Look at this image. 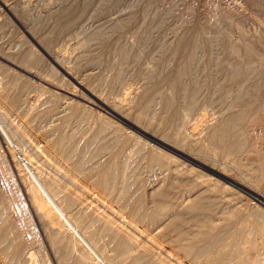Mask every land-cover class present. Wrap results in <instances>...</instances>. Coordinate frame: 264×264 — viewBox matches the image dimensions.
I'll use <instances>...</instances> for the list:
<instances>
[{"label":"rangeland","instance_id":"rangeland-1","mask_svg":"<svg viewBox=\"0 0 264 264\" xmlns=\"http://www.w3.org/2000/svg\"><path fill=\"white\" fill-rule=\"evenodd\" d=\"M107 1L109 4H114L118 0H106V3ZM132 1L136 4L134 5ZM132 1L130 0L131 3L129 2L127 5L123 4L124 6L119 5L113 10L107 8L109 4H104L105 1L90 0L82 17L76 22L77 24L74 23L75 25L73 24L69 29H63L61 34H58L61 27L56 28L51 18L54 14L61 12L62 0H0V93H5L8 89L10 95H19L20 99L19 103L14 105L6 103L0 105V122L15 142V147L11 143L9 144L0 127V236L6 233V238H4L6 242L3 240V243L0 242V264H8L15 250H19L18 254L23 250L19 254L16 264L61 263L62 253L57 251L49 241L50 225L40 219L33 206L31 194L28 192L27 187H38L32 176V173L37 174L38 171L42 174L40 179L38 177L42 183H44V179L56 181L63 190L60 196L66 195L70 198L71 205L67 210L72 216H80V218L78 217L81 221V225L78 224L79 228H82V225L91 224L97 234H104L105 230L109 229L119 239H124L129 243V250L127 249V252L119 255L114 252L112 246L105 245V241L101 242L98 248L102 249L101 247H103L105 262L109 260L110 264L113 261L115 264H131L134 259L138 258L141 264H146L145 262L151 264H226L227 262L235 264L237 263L236 255L240 254L247 259L248 264H254L253 261L256 264H261V262L264 264V187L256 190L243 178L248 177L250 171L254 172L253 169L255 171L260 168L264 170V162L259 161L260 153L264 154L263 121L261 124H257L250 120L243 127L245 133L239 134L250 141L249 150L242 152L239 156L240 163L244 165L240 167L223 157H209L202 154L195 156L197 154L195 151L186 150L184 147L175 146L170 142V146H168L164 143L150 141L141 136L134 127H131L130 123L120 116V113H114L107 101L114 100L117 96V98L123 99L124 90L127 88L134 91L135 94L144 92V89H154L155 81H150L151 78L148 75H150V68L155 67L156 59L163 55L166 49H164V43L166 46H170L180 41L186 42V37L182 38L184 36L182 29L185 30L188 23L190 24L194 19L198 20L201 28L204 26V38L209 39L212 38V35L214 36V30H212L214 19L218 15H222L225 18V34L222 43H226L233 49L242 48L247 44L249 49L245 53V58L250 59L254 65L253 70L255 69V71L252 73L264 72V0H182L180 4L182 22H175L176 20L168 18V28L164 32L151 33L155 42L149 49L139 53L141 57L139 56L138 60L140 62L134 60L133 57L125 61L121 49L123 46L130 47L133 54L139 51L137 50L140 49L138 33L142 31L140 25H125V28L116 30H114L115 24L113 25V22L117 23L118 20L123 23L128 17L142 18L144 16L145 10L149 8V6L147 7L148 0ZM161 2V5L164 6L167 0ZM103 32H107V34H103ZM89 33L99 34L98 38L93 42L86 41V36H89ZM49 35L54 38L51 45H47L42 39V37L48 36L49 40ZM159 41L162 42V45ZM119 45L123 46L120 48ZM58 54L59 56L63 55L66 61L62 58L60 62ZM235 54V52L229 51L220 59L222 65L220 81L223 84L229 85L231 81L226 78V75L238 59ZM57 57L59 58L57 59ZM168 59L170 60V62L168 61L169 68L184 61L181 55L171 56ZM200 60V65L206 66L207 59L203 57ZM62 63L64 67L61 65ZM111 63L112 65H109ZM66 67L68 68L66 69ZM110 67L119 71V75L113 70L114 74ZM120 72H125V75ZM97 76L100 78L98 79ZM103 77L107 78V81ZM106 82V86L109 87L103 84ZM109 82L110 84H108ZM233 84H230L233 86V91H239L243 90L248 82ZM160 88L163 90L162 93L165 92L164 94H170L172 91L171 87L166 84ZM99 89L103 94L99 92ZM263 90L259 91V96L261 102L264 103ZM111 91H115L117 96H114V93L112 95ZM96 92H99V97ZM106 94L108 99H104ZM207 95V91L201 93L196 103L197 106L188 111L183 122L185 125L183 123L180 125L182 132L184 131L183 134L186 131L190 133L192 124L197 122L202 117L201 115L208 114L210 116L220 109V107L205 104ZM25 109L31 112L30 119L37 115L35 117L37 120L51 124L52 129L65 127L68 133L74 134L77 138V141H73L80 145L87 140L97 142V151L93 152L92 156L103 165L108 163L107 160L110 161L115 157L118 148L126 145L127 153L130 150V153L133 152L130 157L131 161H134L135 166H138L137 170L140 171L138 195L142 199L144 198V203L149 208H154L152 202L154 195L163 191L168 194L169 198L162 205L164 210H160L156 222L147 224V226L140 222H134V219L119 207L118 200L123 196L122 191H119L120 186L113 194L108 195V192H105L93 180L73 176L71 170L47 149L51 141L49 132L38 133L33 126L26 123L23 116ZM73 116L75 117L70 118ZM125 118L139 126L131 117L125 116ZM104 120L107 122L105 123ZM159 123L161 128L156 134L146 131L168 143L169 140L164 138L168 136L169 129L164 123ZM140 126L139 128L144 129ZM101 145L107 149L99 153L98 147L101 149ZM14 149H17L19 154ZM24 153L32 155L29 157ZM185 154L194 158L186 157ZM168 155L174 158H169ZM24 161L27 165H24ZM223 168H227L230 180L217 172V170L223 172ZM95 174L96 172L92 175ZM253 174L263 181L262 186H264V171ZM197 197L206 198L205 201L212 205L210 216L203 222L186 225L190 230L189 233L192 234L187 239L186 237L180 239L168 232V226L174 221L176 213H185L189 201ZM152 210L154 211V209ZM59 222L65 224L60 218ZM134 224L136 227L133 226ZM159 226L160 228H158ZM64 228H66L65 243L69 240L70 244H75L78 249L76 253L71 254L69 262L74 264L76 254L79 253L90 257L87 258V261L98 263L89 248L73 230L68 225H65ZM159 236L161 238H158ZM173 239H180L179 245L183 247H191L194 244V248L191 249H195L197 254L186 256L184 250L175 247ZM135 241L141 247H135ZM209 241L213 243L212 247L200 254L197 249L205 248ZM29 255H32L34 261H28Z\"/></svg>","mask_w":264,"mask_h":264},{"label":"bare ground","instance_id":"bare-ground-1","mask_svg":"<svg viewBox=\"0 0 264 264\" xmlns=\"http://www.w3.org/2000/svg\"><path fill=\"white\" fill-rule=\"evenodd\" d=\"M62 1H63L62 2L63 8H62L61 12L54 14L51 18L53 21V24L56 26V28L58 26L61 27L58 34H61L63 29L64 30L69 29L74 23H76L82 17V14L84 13L83 11L87 7L88 3H90V0H62ZM101 1L102 2L105 1L104 4L106 3V0H101ZM161 1L162 0H148L147 7L149 6V8H147L145 10L144 16L142 18H137L134 16L133 18L128 17L127 19H125V21L122 19L124 21L123 23L120 22V20L117 21L118 24L116 22L115 23L113 22V25L115 24L114 30H116L118 28L119 29L123 28L125 25L128 26L130 24L131 25L137 24V25H140V27L142 28L141 33L140 32L138 33V41L140 43V45H139L140 49H137V50H139L138 52H136V53L134 52L135 54H133L131 52L130 47H129L130 48L129 49L126 46L122 45L123 46L122 47L119 45L120 48L122 47L121 48L122 49V55H123V59L125 61H127L133 57L134 60H137L138 62H140L138 60V57L140 56L139 53L144 52L147 49H149V47L152 45V43L155 42L154 37L153 36L151 37V33H154L156 31L161 32V33L164 32L168 28L169 19L172 18V20L173 19L176 20L175 22H182L181 19H183V18L180 17V15H181L180 4H181L182 0H167V3L164 6L161 5V3H162ZM99 2H100V0H99ZM115 2H114V4H109L107 1L106 4H109L107 8H110V9L114 8L115 9V7L118 8L119 5H123V4L127 5L130 2V0H118ZM110 3H113V2H110ZM133 4H134V2H133ZM99 6H100V4H99ZM104 6H106V5H104ZM103 12H104V10H103ZM107 12H111V11H107ZM140 17H141V14H140ZM197 21L194 19L190 24L188 23L185 30L182 29L183 34H184V36L182 38L186 37L185 38L186 42L180 41V42H177L176 44L174 43V45H170V46H166L164 43V49L165 48L166 49L163 52V55L161 57H159V56H158L159 58L156 57L157 59L154 63L155 67L150 68L151 69V71L149 72L150 75H148L151 78L150 81L151 80L155 81L154 82V84H155L154 89H148L149 87L148 88L145 87L148 90L144 89V92L142 91V93H140V94H135L134 91L129 90L128 88H127L128 89L127 90L125 88L126 90H124L125 92H124L123 99L117 98L118 96L115 94L116 92L114 91L115 92L114 93L113 91H111L112 95L114 93V96L116 95L117 97L114 98V100H107V101L109 102L108 104L112 107V111L114 113H118V114L120 113V116L122 118H124L126 121H128V123H130L131 127H134L136 129V131H138L139 134H141V136H144L145 138H147L150 141H154L156 143H164L168 146H170V144L172 143L175 146L184 147L186 150L195 151L197 153L195 156H200L202 154V155L209 156V157H219V158L223 157L225 159H229V160L233 161L234 163L238 164L240 167H243L244 165L240 163L239 156L242 152H244V151L247 152V150H249L250 141L248 138H245L243 136H239V134L245 131V129L243 127L245 126V123L249 122L250 120L256 122L257 124H259V123L261 124L263 121V127H264V105H263L264 103L261 102L260 96H259V93H260L259 91H262L264 89V72H258L257 74L252 73V71H255V69L253 70L254 65L250 59L245 58V56H246L245 53L249 49V46L247 44L243 46L244 48L243 47L242 48L236 47L233 49L232 47L226 45V43H222V40L224 39V34H225V30H224L225 18L222 15H218L214 19L213 29H212V30H214V36L212 35V38H209V39L204 38V35H203L204 34L203 33L204 28L203 27L204 26L201 28L200 27L201 25H199L200 23H198ZM182 24H184V23H182ZM56 28H55V30H56ZM109 28H108V33L110 31ZM111 30H112V28H111ZM94 32H96V31H94ZM96 33H100V32H96ZM96 33H93V34L89 33L90 35L86 36V41H89V42L92 41L93 42V40L97 39L99 34H96ZM212 33H213V31H212ZM103 34H107V32L106 33L103 32ZM47 37H42V39H43V41H45V43L47 45H51L54 41V38H52L49 35V40H48ZM157 41H158V39H157ZM243 42H245V41H243ZM84 43H87V42H84ZM160 44L162 45V42H160ZM16 46H17V44H16ZM219 46H220V48H219ZM259 46H261V45H259ZM256 49H257V47H256ZM65 51H67V50H65ZM229 51L235 52L236 53L235 55L238 56V59L234 63L233 68L226 75V78L228 80H231L229 82V85H228L227 83L223 84L220 81V79H221L220 75L222 74V65H221L220 59H221V57H224L225 56L224 54H227V52H229ZM63 54H65V53H63ZM176 55H181V57L184 58L183 63H180L179 65H176L173 68H169L168 66H170V65H168V61L170 62V60L168 58L171 56H176ZM58 56H59V54H58ZM62 56H59L60 58L57 57V59L58 58L60 59V62H61L62 58L64 59V56L63 57ZM203 57L207 59V61H206L207 64L204 63V64H206V66L200 65V63H201L200 59ZM247 57H249V56H247ZM135 58H137V59H135ZM244 58H245V60H244ZM107 62H109V61H107ZM131 62L134 63V61H131ZM61 65L63 66V63ZM109 65H112V63ZM122 65H124V64H122ZM131 65H133V64H131ZM121 66H118V67H121ZM122 67H124V66H122ZM67 68L68 67H66V69ZM110 68H112V72H113V70H115V69H113L114 67H110ZM109 70L111 71V69H109ZM118 72H117V75H119ZM124 73H121V74H124ZM105 77H103V79L104 80L106 79V81H107V78H105ZM97 78H98V76H97ZM118 79H121V78H118ZM122 79H123V77H122ZM108 80L111 81V79H108ZM101 82H103V81H101ZM112 82H114V80H112ZM231 82L234 84H236V83L240 84L241 82H244V83L248 82V84L243 90L241 89L239 91H233V88H232L233 86L230 85V84H232ZM103 84L106 86L107 82L103 83ZM103 84H101V85H103ZM108 84H110V82ZM149 84H150V82H149ZM164 84L169 85L171 87L172 91L170 92V94H167V93L164 94L165 92L162 93L163 90L161 88L159 89V87H161L162 85L164 86ZM105 86H104V88L106 89V87L108 85L106 87ZM116 86H118V85H116ZM151 86H152V83H151ZM115 87H113L114 90H116ZM104 88L102 89L103 93L105 92ZM118 88H119V86H118ZM150 88H152V87H150ZM93 90L95 91V89H93ZM136 90H137V88H136ZM204 91L208 92V95H207L206 100H205V104L206 105L209 104L210 106L211 105L217 106V107H220V109L218 111L216 110L217 112L211 114L210 116H208V114H206V116L201 115L202 117L199 118L200 120L198 119L197 122L195 121L192 124L190 133L186 131L185 134H183L184 131L182 132V130H181L182 127L180 128V125L185 121L188 111H191L192 109H194L197 106L196 103L198 102V99H199L198 97ZM99 92H101L100 89H99ZM99 92H96L97 95ZM111 92H109L110 95H111ZM18 96L19 95H17V96L10 95L8 92V89H7L5 91V93L2 92V94L0 95V105L1 104L3 105V103H6L7 105H14L16 103H19L20 99L18 98ZM98 97H99V95H98ZM107 97H108V95L104 99H108ZM119 97H122V96H119ZM112 98H110V99H112ZM100 99H101V96H100ZM117 99H121V100H117ZM6 104H4V105H6ZM52 109H55V108H52ZM24 111H23L24 112L23 116H24L25 121L28 125L33 126V128L38 133L49 132V138H51V141H50L49 145L47 146V149L49 151H51L52 155L57 156L59 161L64 163L71 170L73 176L82 177V178L88 179V180H90V179L93 180L94 182H96V184L100 188H102L105 192H108V195L113 194V192L118 188V186H120V189L119 188L118 189H119V191L120 190L122 191L121 193H123V196L118 200L119 207L122 210L126 211V213H128L134 219L133 221L136 223L140 222L141 224H144L147 226V224H151V223L156 222V220L158 219V216L160 215V210H162V211L164 210L162 205L165 203V200L167 198H169L168 194L166 191L159 192V193L155 194L153 201H152L154 204V208H149L146 205V203H144V201H143L144 198L142 199L141 196L138 195V190H139L138 178L140 176V173H139L140 171L137 170L138 166L137 167L135 166L134 161H131L130 157H132L131 153L133 154V152L130 153V151H131L130 150L129 151L130 154L127 153L128 149H127L126 145H123L116 150L117 152H116V155H114L115 156L114 158H111L110 161L107 160L109 164L107 163V164L103 165V164L99 163L98 160H96L94 156H92V153L93 152L95 153V151H97L96 150V147H97L96 143L97 142H95L93 140H89V141L87 140L84 142V144L80 145V144L76 143L75 141H73V140L77 141V138L75 137L74 134H70V132L68 133L66 131L65 127L52 129L53 126L51 127V124H47V123H44L43 121L37 120L35 118L37 115H35L34 117H32L30 119L29 117L31 116L30 115L31 112H29L26 109ZM61 113H62V111L60 112V114ZM125 116L131 117L136 123L139 124V126L141 125L140 127H143L145 130L142 128H139V126L137 124L132 123L131 121L129 122V120L126 119ZM74 117L75 116L70 117V118H74ZM106 120H108V119H106ZM106 122L107 121H105V123ZM159 122L164 123L166 125V127H168V129H169L168 136L164 138L167 141L169 140L168 143L166 141H164L163 139H159V138L155 137L154 135H152L153 133L156 134L158 132V129L161 128V127H159L161 125ZM183 124L185 125V123H183ZM0 127H1V131L3 132L4 136L6 137L7 142L9 144L11 143L12 146L15 147L14 140L12 139L11 135L6 130V128H4V126L1 124V122H0ZM101 129H103V127H101ZM146 130L150 131V133L152 132V134H150ZM137 141L139 142L140 140H137ZM140 142H142V141H140ZM169 142H170V144H169ZM185 143H187V144H185ZM37 145H39V144H37ZM36 147H38V146H36ZM144 147H145V145H144ZM106 149L104 147H102V145H101V149H100V147H98L99 153H102L103 150H106ZM15 151L18 153L17 149ZM12 152H14V151H12ZM12 154L14 155V153H12ZM24 154L26 156H29L26 153H24ZM96 154H98V153H96ZM31 155L29 157H31ZM162 155H163V153H162ZM165 155H167V154H165ZM185 155H186V157H189L191 159L194 158L192 156H188L187 154H185ZM168 157L174 158L171 155H168ZM32 159H33V157H32ZM32 159H31V161H32ZM98 159H99V157H98ZM101 160H99V161H101ZM259 161L264 162V154L263 153H260ZM200 163L205 164L203 162H200ZM24 165H27L26 162ZM212 169H215V168H212ZM31 171H29V172H31ZM222 171L223 172H219L217 170V172L220 175H222L224 178L230 180L231 178L227 175V173H228L227 168H223ZM253 171L254 172H251V171L249 172L250 174L248 175V177H243V178H244V181L247 182L248 184H250L252 188L258 190L260 187H264V186H262L263 181L261 179H259L258 177H255L253 173L256 174L258 171H264V170H261V168H260V169H257V171H255L253 169ZM95 172H96V174L92 175ZM32 176H33L34 180L37 182L38 187L37 188L27 187L29 190L28 192L31 194V197L33 200L32 201L33 206L35 207L40 219L41 220L43 219L45 223L47 222V224L50 225L51 235H50L49 241H51L53 247L56 248L57 251L62 253L63 258H62V260H60L61 261L60 264H71L69 262V258L71 256V254L76 253V251H78V249L76 248L77 246L75 247V244H70L69 240H67L69 243L68 242L65 243V240H66V238H65L66 237V228H64L65 225H68L73 230V232L80 238V240L89 248L91 253L94 255L95 259L98 260V263H93L94 261L91 262L90 260H89L90 261L89 262L87 260L90 257H85L82 254L77 253L76 254L77 257L75 258L76 261H73V262H75L74 264H110L109 260H108V262L104 261L103 247H101L102 249L98 248L99 244L103 241H105L104 242L105 245L112 246L114 252H116L119 255L123 254L129 248L128 242H126L124 239H119L115 234L111 233V231L109 229H106L105 233L104 234L101 233L102 234L101 235V234H97L95 232V230L92 228L91 224L90 225L89 224L82 225V228H79L78 224L81 225V221L79 219L80 216H78L79 217L78 218L76 215L72 216L68 212L67 208L71 205V200L66 195L60 196V194L62 193L61 191H63L61 189L62 187L60 188V186L54 180L44 179V183H42L39 180L40 176L42 177V174L39 171L37 172V174L32 173ZM38 177H39V179H38ZM63 184H61V185H63ZM85 189H86V187H85ZM57 196H60V197L57 198ZM188 197H191V196H188ZM98 199H100V198H98ZM205 199L206 198H203V197H201V198L197 197L195 199L192 198V200L189 201L187 211L185 213H183V212L182 213H176L175 219L168 226L167 231L170 232L171 234H174L176 237H179L180 239L183 237H186V239H187L189 236H191L192 234L189 233L190 230L186 225L194 224L197 222L198 223L203 222L206 218H208L210 216V211H212V205L210 203H207L205 201ZM185 201H186V199H185ZM173 208H172V210H173ZM152 209H154V211ZM111 210H112V207H111ZM114 211H112V212H114ZM75 214H77V213H75ZM59 218L62 219L65 222V224L60 223ZM105 223H107V221H105ZM105 223H104V225H105ZM135 225L136 224H134L133 226L136 227ZM105 226H107V224ZM120 227H119V229H120ZM158 228H160V226ZM229 231H231V230H229ZM220 233H219V235H220ZM5 235H6V233H4L3 235L0 236V242H2V240H3V242L4 241L6 242V240H4V238H6ZM230 235H232V234H230ZM158 238H161V236H159ZM180 239H175V240L173 239L175 247L180 249V250H184L186 253V256L187 255L190 256L193 253H195L194 254V256H195L197 254V251L195 249H191V248H194V244L191 247L190 246H188V247L180 246L179 245ZM213 242H214V240H213ZM240 242H241V239H240ZM134 243H135V247H141L140 244H136V241ZM207 243L208 244L205 245V248H201V250L197 249V250H199L200 254H201V252L206 251L212 247L213 243L211 241H209ZM241 243L243 244V242H241ZM244 243H246V242H244ZM242 247H243V245H242ZM245 247H246V245H245ZM84 250H86V249H84ZM18 251L19 250H17V251L15 250L13 253L11 252L12 256L10 257V261L8 264H16L17 263V258L23 250H21L19 254H18ZM234 253H236V252H234ZM117 257H118V255H117ZM27 259H29L28 260L29 262L34 261L32 255H29V257ZM236 259H237V263H235V264H248L247 259L243 255H240V254L236 255ZM229 260H231V259H229ZM145 263L151 264L150 262L149 263L145 262ZM227 263L229 264V262H227ZM253 263L256 264V262H254V261H253ZM112 264H115L114 261ZM131 264H141V263H140V260L138 258H136V259H134V261ZM261 264H262V262H261Z\"/></svg>","mask_w":264,"mask_h":264}]
</instances>
